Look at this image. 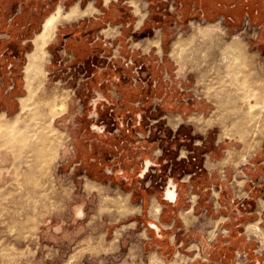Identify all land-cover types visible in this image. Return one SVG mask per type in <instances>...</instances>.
I'll return each mask as SVG.
<instances>
[{
    "label": "rangeland",
    "instance_id": "rangeland-1",
    "mask_svg": "<svg viewBox=\"0 0 264 264\" xmlns=\"http://www.w3.org/2000/svg\"><path fill=\"white\" fill-rule=\"evenodd\" d=\"M94 1L58 0L50 15L58 9L64 14L75 5L87 8L90 3L102 10L103 0ZM115 3L111 10L121 13L104 27L103 46L97 45L112 49L110 68L109 60L100 58L101 51L99 58H93L99 73H92V66H83L84 60L77 56L72 58L73 47L69 53L59 51L61 37H54L46 46L45 83L37 92V97H49L50 102H35L26 116L19 101L18 111L4 116L0 264H152L153 254L163 258V264H173L179 250L183 256L174 264H253V259L264 264V237L247 235L244 228L258 222L264 230V207L259 206L264 199V31L224 18L184 21L174 5L158 7L156 0ZM136 5L139 8L134 11ZM226 44L242 51L239 83L221 64ZM179 45H188L182 61L175 59ZM93 47L79 52L89 54ZM34 49L35 43L28 53ZM140 52L162 64L152 84H163L161 93L169 90L172 104L164 102L167 98L160 100L162 94H155L151 105L123 103L113 69L132 65L131 55ZM26 63L27 58L17 78L16 93L21 97L27 95ZM190 115L199 120H191ZM92 123L99 124L104 133L94 131ZM26 127L31 132L24 139ZM174 132L179 141L169 138ZM188 141L205 151V160L222 164L217 172L224 181L223 191L219 183L204 190V176L198 174L196 189L190 192L187 184L184 191L193 204V196H199L195 211L188 212L192 203H186V197L174 213L165 211L162 222L171 228L164 235L148 225L145 213L136 214L139 201L129 191L126 173L129 168L139 171V158H148L149 152H163V161L182 144V156H191ZM148 167L139 176L144 177ZM159 185L149 191L159 192ZM152 203L160 205L161 211L162 205L152 198L149 215L155 219ZM162 235L169 241L174 235L171 244L175 247L162 244Z\"/></svg>",
    "mask_w": 264,
    "mask_h": 264
},
{
    "label": "crops",
    "instance_id": "crops-1",
    "mask_svg": "<svg viewBox=\"0 0 264 264\" xmlns=\"http://www.w3.org/2000/svg\"><path fill=\"white\" fill-rule=\"evenodd\" d=\"M57 1L58 0H0V120L5 115L18 111L19 101L22 94L18 95L16 93L19 82L17 78L19 79V77H21V65H23L22 62H24V60L27 58V53L34 43L33 40L37 35L36 33L42 31L45 19L50 15L51 9ZM156 1L158 2V7L161 6L162 8H166L167 4L174 5L175 10H177L180 16L179 18H182L184 21L192 17H199L201 19L207 20L224 18L241 24L248 21L249 25L251 24L258 26L260 28V32L264 31V0ZM93 2L95 1L93 0ZM112 2L107 5L105 0H103L100 3L102 10L95 6L97 9L92 15L86 16L78 21H68L63 24H59L55 34V37H61V39H59L61 43L59 51L64 49L68 53L70 52L69 44L71 40L73 37H78L73 34V30L77 28L90 29L93 37H95L94 42H97L103 46V30L105 29L104 27L108 22L112 23L111 19L109 18V16L111 17V13L113 11L111 10V7L117 4H112ZM120 6H124L123 3H121ZM170 16L175 18L172 15H169V17ZM142 23L143 18L138 21V26H141ZM55 43L56 41H53L52 44ZM105 47L106 48H102L103 50H100L99 53H101V51L108 53H103L102 55L100 54V58L102 57L106 60H109L107 61V69H109L111 62L109 57L112 55V49L107 46ZM130 52L136 53V51L133 50ZM74 54L75 53L73 51V59L76 57ZM97 58H99V54ZM149 59V55H144L143 57V52L135 55L132 54V65L118 66L115 70L113 67L110 69L111 71L113 69V72L117 75V85L121 88V99H123L124 104H135L141 101L142 105H151L152 102H154L155 96H157L155 94H158L159 96L162 94L161 89L163 88V84L160 83V85H157L158 82H154V85L152 84L153 74L159 71V69L162 67V64H160L158 61L155 62ZM85 64L94 68L91 70L92 73H99L100 66L94 63L93 58L88 61L84 60L83 66ZM131 66H136L135 71L132 70ZM123 74L126 75L123 77ZM11 84L13 85L11 86ZM168 91L169 90L165 92L162 91L163 94L159 99L164 100L167 98V101L164 102L172 104V97L170 98ZM10 104L12 109L9 108ZM4 106L6 107L4 108ZM129 119L133 120V117H129ZM135 119L138 120L136 117ZM93 126L98 127L97 130L94 131L104 133L99 124L92 123V128ZM118 127H120V125ZM149 134L150 131L148 135ZM148 135L146 136L147 138L149 137ZM169 138L179 141L180 137L177 136L176 132H174ZM163 139L164 137L160 138L159 142H156V144L160 145V142H162ZM141 142L143 141H140V143ZM181 146L182 144L175 148L174 151L176 152L174 155H169L166 157V159L164 158L163 161L160 159L161 156H164L163 152H160L159 155L156 153L151 154L149 152L148 158H145V155L143 157L141 156L139 158V171L146 167L147 159L153 162L152 165L148 167V171L145 173L144 177L139 176V171H137L136 168H129L126 173L128 176V181L130 182L129 187H132L129 189V191H131V195L139 201L137 205L140 207L141 213L137 214L143 216V213H145L148 218L147 221L156 223L161 229L159 233L164 235L166 233L165 229L171 228L165 227L164 224L166 223L162 222V219L165 218V211L169 210L174 213V209H177L182 204L185 197L187 198L186 203H190L192 201L189 200L187 197L188 195L185 194L184 191L187 184L189 186L190 192L196 189V179L198 177L200 178L198 174L202 173L204 176V190H208L210 189L211 185H216L219 183V185L221 184L220 190L223 191L224 181L222 180L221 175H219V171L217 172V170H222L219 162L211 163L207 159L205 160V151H200L201 149L197 148L194 143L190 144L189 141L186 147L189 154L191 153V156L188 155L183 157L182 152L184 150H179ZM177 151L178 155L176 154ZM152 167L153 169L150 170ZM146 178L147 180H145ZM168 182H172L174 185H176L174 192L171 190L169 191L173 193V196H168L169 199H174L173 201H170L164 197L166 184ZM157 184H160L159 192H150L149 190L151 188V190H153ZM175 195L176 198H174ZM153 197H155L162 205V211L159 215V219H154L149 215V208ZM218 197L220 198L221 194H219ZM231 197L233 198V191L231 192ZM198 198L199 196L197 199ZM191 203L192 206L190 209H193L194 212L196 203ZM174 215L175 217L177 216L183 220L182 215L176 213ZM186 227L189 228L187 225ZM164 235L159 236L162 240H165V242L163 241L162 244L175 247L173 244H171V242H173L172 240H174V235H172V239H170V241L169 238L168 240L167 238L165 239Z\"/></svg>",
    "mask_w": 264,
    "mask_h": 264
},
{
    "label": "bare ground",
    "instance_id": "bare-ground-1",
    "mask_svg": "<svg viewBox=\"0 0 264 264\" xmlns=\"http://www.w3.org/2000/svg\"><path fill=\"white\" fill-rule=\"evenodd\" d=\"M136 6H138V7H136ZM136 6H134L135 7L134 11L137 10V8H139V5H136ZM94 10H95V7L93 6L92 3H90L87 6V8H80L79 5H75L68 12H66L64 14L61 13V9H58L56 12L52 13L51 15H49L45 19V21L43 23V29H42V31L39 32V33H36L37 35H36L35 39L33 40L34 43H35V49L32 52H30V53L27 54V63L24 66V80H25V85L24 86H25V89L27 91V95L26 96L24 95L23 97H20V102H21V108L25 112V115H26V113L27 114H30V112H31L30 108H31V106L35 102H44V103L50 102L49 101V97H47V98L37 97V92L43 87V85L45 83V78H46V74H47V71L45 69V64L48 61V51H47L46 46H47V44L49 45V43H51L52 40H53V38L55 37L58 24L59 23H62L64 21H69V20H73V19L76 20V19L82 18V17H84L88 13L92 14ZM187 46L179 45V49L177 50V54L175 53V59L176 60L182 61L184 59V55L183 54L187 52V50H188V47ZM159 48H161V47H159ZM225 48L226 49L223 50L224 53L221 55L222 56V60L220 58L221 64L223 65V67L225 68V70L229 71L228 72L229 74H230V71H232V73L230 74V76L232 75V79H233L234 82L239 83L240 80L242 79L241 78V76L243 75L242 68H243V65H244L243 62H242V51H240V48H236V47H234L232 45H229V44H226V47ZM230 80H231V78H230ZM251 90H253V89H251ZM244 101H245V99H244ZM40 108L42 109V106ZM18 115H19V113L17 115H15L14 118H13L15 122L18 121V118H17ZM212 116H214V114ZM197 117L198 116H196V115H190V119L191 120H199V118H197ZM211 118H208V119L210 120ZM5 123H6L5 117H3L0 120V130H2L5 127ZM30 128L31 127H26L25 128V131L23 132V138L24 139H27V138L30 137V132H31ZM44 138H46V137H44ZM41 145H43V144H41ZM41 149H42V147H41ZM253 149H254V147H253ZM231 151L233 153V150H231ZM240 151H239V153H240ZM242 153H243V151H242ZM227 154H228V152H227ZM234 154H235V152L231 156L232 157L235 156ZM237 155H238V157H236V159L239 158L240 154H237ZM225 157H227V155ZM228 162H230V160ZM152 163H153L152 161L151 162H150V160L148 161V164L149 165L152 164ZM230 163H233V162H230ZM121 200H122V198H121ZM110 202H112V200ZM259 206L261 208L264 207V199L263 200L262 199L259 200ZM135 211L137 213H140L141 212L140 207L139 206L138 207H135ZM160 211H161L160 205L155 204V203H152L151 212L154 214L155 219H157V214H159ZM186 222L188 224L190 222L188 217H186ZM246 230H247L248 233L256 234V235H258L260 237L264 236V230L261 228V226L258 224V222H254V223L252 222L250 224H247L246 225ZM111 243H113V242H111ZM152 256H154L152 258V264H163V263H165V260L162 259V258H160L159 256L154 255V254ZM178 258H180L179 255H178Z\"/></svg>",
    "mask_w": 264,
    "mask_h": 264
},
{
    "label": "trees",
    "instance_id": "trees-1",
    "mask_svg": "<svg viewBox=\"0 0 264 264\" xmlns=\"http://www.w3.org/2000/svg\"><path fill=\"white\" fill-rule=\"evenodd\" d=\"M120 9H121V7H120ZM120 13L112 11L111 17L109 16V18L113 22V21H115L114 16L117 14L120 15ZM73 34H75L78 37H73V39L71 40V42L69 44V49H71V47L74 48L73 51H74L75 55L77 56L78 60L88 61L91 58L98 56L100 50L102 49V48L100 49L98 46L99 45L101 46V44L94 42L95 37H93L90 29L77 28V29L73 30ZM93 45L95 47H93V51L90 52L89 54H81V52H79V51L84 50L86 48H90V46H93Z\"/></svg>",
    "mask_w": 264,
    "mask_h": 264
},
{
    "label": "flooded vegetation",
    "instance_id": "flooded-vegetation-1",
    "mask_svg": "<svg viewBox=\"0 0 264 264\" xmlns=\"http://www.w3.org/2000/svg\"><path fill=\"white\" fill-rule=\"evenodd\" d=\"M93 128L94 129H96L97 130V128L98 127H96V126H93ZM151 162V161H150ZM152 164H150V166H151ZM169 183V185H170V187H169V189H167L168 190V196L170 197V195H172L173 196V193L172 192H169L170 190H172V188H174L176 185H174L172 182H168ZM167 185L168 184H166V187H167ZM166 190V189H165ZM174 198H176V195H175V197ZM193 200H194V203H196V196L194 195L193 196V198H192ZM189 213H193V209H190L189 211H188ZM164 226L166 227V224H164ZM171 227V226H170ZM245 228V232H246V234L247 235H252V233H248L247 232V230H246V226L244 227ZM253 235H255L256 236V234H253ZM216 236V233H213V238ZM256 237H258V236H256ZM260 237V236H259ZM264 236H262L261 238H263ZM178 255H180V258H178ZM183 255L182 254H180V252L178 251L177 252V254H176V259L173 261V264L174 263H176V262H178V260H181V257H182ZM163 259V258H162ZM252 260V259H251ZM253 264H259L260 263V260L259 259H253L252 261H251Z\"/></svg>",
    "mask_w": 264,
    "mask_h": 264
},
{
    "label": "water",
    "instance_id": "water-1",
    "mask_svg": "<svg viewBox=\"0 0 264 264\" xmlns=\"http://www.w3.org/2000/svg\"><path fill=\"white\" fill-rule=\"evenodd\" d=\"M148 164V163H147ZM146 164V165H147ZM148 166H146V168H147ZM169 188V187H168ZM174 190H175V187H174V189H172L171 191L172 192H174ZM166 199H168V200H170V201H173L172 199H169L168 198V196L166 195V197H165ZM148 225L151 227V228H153V229H155L157 232H159L161 229H160V227H158V225L156 224V223H154V222H148Z\"/></svg>",
    "mask_w": 264,
    "mask_h": 264
},
{
    "label": "built area",
    "instance_id": "built-area-1",
    "mask_svg": "<svg viewBox=\"0 0 264 264\" xmlns=\"http://www.w3.org/2000/svg\"><path fill=\"white\" fill-rule=\"evenodd\" d=\"M245 24H249L248 21H246ZM169 187H170V185H169ZM172 189H174V188H172Z\"/></svg>",
    "mask_w": 264,
    "mask_h": 264
}]
</instances>
